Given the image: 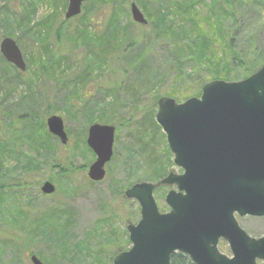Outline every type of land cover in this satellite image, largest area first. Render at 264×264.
Wrapping results in <instances>:
<instances>
[{"label":"rangeland","instance_id":"rangeland-1","mask_svg":"<svg viewBox=\"0 0 264 264\" xmlns=\"http://www.w3.org/2000/svg\"><path fill=\"white\" fill-rule=\"evenodd\" d=\"M246 2L88 0L80 19L66 21L68 0H0V44L4 38L14 39L27 65L25 72L11 69L10 83L0 86L3 97L18 88L0 109L5 123L0 128L4 129L0 142L7 147L0 166V264H32V254L44 264H113L108 257L131 247L127 227L140 219L139 204L125 197V192L138 183L154 184L159 210L169 211L165 203L168 187L164 192L162 189L163 198L156 191L170 173L180 174L182 170L175 165L167 137L154 124L152 114H157V101L163 97L181 104L200 98L207 83L222 80L213 79L212 74H222L225 66L218 70L217 65L206 66L196 60L195 44H204L205 39L198 41L203 34L195 38L187 32L198 34L199 27L205 29L207 23L190 16L207 10L228 13ZM131 3L146 16L147 26L133 21ZM246 7L236 23L223 20L221 28L229 31L211 48L221 54L229 40L237 37L235 53L243 66H236L235 74L240 77L245 75V67L252 69L264 55V5ZM198 20L200 26L195 25ZM106 43L119 52H107L105 60L92 64L87 55ZM69 50L72 58L67 65L72 70L58 82L60 72H55L54 61ZM85 57L92 81L81 85L76 78L82 72L77 62ZM182 60L184 66L178 67ZM5 69L0 68L4 81L10 78ZM16 78L22 82L17 84ZM53 115L64 121L69 137L65 146L48 131L47 119ZM114 116L117 124L111 122ZM22 117L33 126L37 124L31 128L37 130L35 139L27 143L21 137ZM10 122L16 123L13 130L6 128ZM95 122L117 129L113 157L102 182L88 177L96 160L87 145L88 131ZM137 134L143 137L141 141H137ZM153 160L160 169L149 168ZM159 172L160 181L147 179L157 178ZM46 179L56 186L54 195L41 194ZM49 218L51 225L47 224ZM238 222L249 236H264V217H238ZM70 234L76 241L92 234L96 244L91 250L96 252H83L84 258L68 260L58 249L57 239L64 241ZM227 248L220 245V251L230 256Z\"/></svg>","mask_w":264,"mask_h":264},{"label":"water","instance_id":"water-1","mask_svg":"<svg viewBox=\"0 0 264 264\" xmlns=\"http://www.w3.org/2000/svg\"><path fill=\"white\" fill-rule=\"evenodd\" d=\"M88 0H68L65 19L82 13ZM226 1V0H216ZM134 22L148 19L130 4ZM3 58L25 72L27 65L14 39L0 44ZM157 124L167 137L174 163L184 172L170 173L161 184L175 187L165 199L168 213L156 203L152 183H138L125 192L141 208L137 224L127 229L131 248L118 254L113 264H171L182 253L196 264H258L264 261V237H250L239 225L241 217H264V64L247 79L237 82L212 81L203 87L201 98L182 104L163 97L158 101ZM49 133L67 145L64 121L47 119ZM116 128L94 124L87 144L96 156L88 177L101 182L113 157ZM45 195L56 187L46 182ZM227 241L232 257L221 253L219 241ZM32 264H44L37 256Z\"/></svg>","mask_w":264,"mask_h":264},{"label":"trees","instance_id":"trees-1","mask_svg":"<svg viewBox=\"0 0 264 264\" xmlns=\"http://www.w3.org/2000/svg\"><path fill=\"white\" fill-rule=\"evenodd\" d=\"M243 1L244 2L247 1L246 4H245V6H243V7H238L235 10H232V11H230L228 13H226L224 11L223 12H217L216 13V16L218 18H221L222 21L211 22L210 20H208L207 21V26H205L206 28L202 32L203 37L198 38V41L200 39L204 38L205 39V43L204 44L203 43H199L198 45H197V43L195 44V47L198 48V56H197V53H196V58H197L196 60L199 63H205L206 66L207 65L208 66L209 65L210 66L217 65L218 68H219L218 70L222 69L224 66L226 67V69H225V67L223 68L224 71H223L222 74L221 73H213L212 74V75H214V78L213 79H219L220 78V79H222V81L223 80L224 81H231V80H233V81H240V80H244V79L248 78L250 75H252L253 73H255L256 71H258L261 68V66L263 65V63H264V55H263L261 57V59H259L257 61V63L255 65H253L254 67L252 69H248V68L245 67L244 68L245 75H243L242 77H240L238 75V73L235 74V72H236V69H235L236 66H239V67H242L243 66L242 65V61L238 58V55L235 53V49L236 48H234V45H236V44H235V41L234 40H237V37L236 38H231L229 40L228 45L225 46L226 49L223 47V52L221 54H219V52L218 53H214L211 50L212 46H214L216 44V40L222 39L224 37V35H226L225 31H229L228 29L221 28L223 20H225V22H227V19H228L231 23L234 24V23L237 22V18L236 17L239 16V15H241L240 13H243V11H245L246 8H247L246 6H248L249 4L255 5V6H257V8H262L263 5H264L262 0H243ZM210 12L211 13H214L211 10H210ZM81 15L78 16L75 19H80L81 18ZM193 16L196 17V18H198V19H200V17H201V15L200 14H197V13L192 14L190 17H193ZM73 20H71V21H73ZM224 39H225V37H224ZM94 48L95 49H91V54H88L87 53L88 54L87 55V58H88V56H90L89 61H92L93 62L92 64H95V63L97 64V62H99L100 60H105L107 58V52H112V50H114L111 47V44L110 43L102 44L101 47H100V45H98V46H96ZM44 49H46V47H44ZM114 51L119 52L117 50H114ZM91 56H92V58H91ZM68 58H70V59L72 58V54H71V51L70 50L66 54L65 53L61 54L60 57L59 58H56L55 61H54L55 72L56 71H59L60 72L59 76L57 77L58 78L57 79L58 82H62L63 77L66 76L67 72L70 71V70H72V68L69 65H67V63L69 61ZM184 60H186V59H184ZM77 64L79 65V68L82 70V72L80 71V73H78V75L76 76V78L79 79L78 84L85 85L86 83H90V81H92V79H91V77H92L91 75L92 74L88 70V63H87L86 57L84 59L80 60L79 62H77ZM184 64H185V62H183V60H182V61H179V63L177 65H178V67H182V66H184ZM0 68H6L5 69V73H6V75L8 74V77H10L8 80H5L4 81V77L1 76L0 77V86L3 85L4 82L10 83V80L12 79V74H9L11 72V69L17 71V73H20V72H18V69H16L13 65L9 64L3 58V56L1 55V53H0ZM209 75H211V73H209ZM30 79H31V76H30ZM15 82L17 84H19V82H22V80H18L16 78ZM202 83L203 82H201V85H202ZM17 89L11 90L7 94V96H5V97L2 96L4 92L0 90V109H1L2 106H5V102H8L9 96L14 97L13 96L14 95V92ZM79 112H81V109L79 110ZM108 114H109V112H108ZM152 116L155 117V119H156V115L152 114ZM23 118L24 117H22L21 119L18 118L20 122L25 121V122L22 123V125H20V124H18V125L22 126L21 129H20V131H22V133H21L22 142L26 141V143H27V142H30L31 140L35 139V133H36L37 130L33 131L34 129H31V128H33L37 124H35L33 126V123L30 120H27V119L22 120ZM144 119H143V121H144ZM155 119L153 120V122L155 121ZM109 120L111 121V118L110 117H109ZM112 120L113 121H111V122L113 124H115L117 118L114 116V119L112 118ZM142 122H141V125H142ZM4 124L5 123L2 122L1 121V118H0V128ZM8 124H10V125H6V128L7 129L13 130V126H16V123L15 122H10ZM154 124L161 130V128L159 127V125L157 124V122H154ZM142 127H143V125H142ZM17 129H19V128H17ZM1 130H4V129H0V131ZM143 131L144 130L142 128V130L140 131V133H143ZM138 134H137V141L138 140L141 141L143 137H140V136L138 137ZM5 149L7 150L6 145H4L3 143L0 142V166H1L2 158L4 157ZM155 165H157V162L155 160L151 161L148 164L149 168L156 167L157 169H160L159 166H155ZM159 174L160 175L157 178H155V177L152 178L153 177L152 176L151 178H147V179L148 180L150 179L151 182H158L162 178V172H159ZM162 189H163V187L158 188L157 191H156V195H158V196H161L162 195V197H164V193H162ZM1 192H2V187L0 185V193ZM50 218L48 219V222H47V224H49V225L52 224L51 221H50ZM107 230H110V233L113 232V229H111V228H108ZM74 238L75 237L70 234L64 240L65 242L63 241V238L57 239L59 243H57V241H56V243L58 245L57 246L58 249L59 248L61 249V253L68 260L69 259H72V258H74V259L75 258L76 259L84 258L83 252H85V253H87L89 255L93 251H95V250H91L93 244H96V242H94V240H93L92 234H90V235L88 234L83 241H76V239H74ZM127 240L129 241L128 242L129 243V246H131L130 240L129 239H127ZM54 241H53V243H54ZM116 245H117V248H118L119 244L116 243ZM100 249H101V247L100 248L98 247V249H96V250H98L100 252ZM108 249L109 248H107V250ZM121 252H123V250H118L116 252V254L115 253L114 254H111V256L108 257L109 258L108 259L109 263H112L115 255H117V254H119ZM32 255H34V254H32ZM74 259H72L70 261L71 262H74ZM42 260H44V259H42ZM171 264H193V263H192V261L187 256H185L183 254H175L171 258Z\"/></svg>","mask_w":264,"mask_h":264},{"label":"bare ground","instance_id":"bare-ground-1","mask_svg":"<svg viewBox=\"0 0 264 264\" xmlns=\"http://www.w3.org/2000/svg\"><path fill=\"white\" fill-rule=\"evenodd\" d=\"M203 13H204L205 15H203ZM200 15H201L200 19H201L205 24L207 23L208 20H210L211 22H215V21H212L211 18H216V20H219V18L216 16V13H211L209 10H207L206 12H203V11H202V12L200 13ZM201 20H198V22H197L195 25L200 26V25L202 24ZM203 31H204V28H203V26H202V28L199 27V29H198V34H197V33H193L192 31L189 30V31L187 32V35L190 34V35H193L195 38H197V35H201Z\"/></svg>","mask_w":264,"mask_h":264},{"label":"flooded vegetation","instance_id":"flooded-vegetation-1","mask_svg":"<svg viewBox=\"0 0 264 264\" xmlns=\"http://www.w3.org/2000/svg\"><path fill=\"white\" fill-rule=\"evenodd\" d=\"M117 130V129H116ZM181 170V169H180ZM183 173V170H182V172L180 173V174H182ZM47 180V179H46ZM163 180V179H162ZM46 182H51V183H53L52 181H50V180H47V181H45V182H43V184H42V186H41V188H40V190H41V194H43V192H42V187H43V185L46 183ZM56 187V186H55ZM164 189L165 188H167V187H165V186H162ZM164 189H163V192H164ZM168 189V192L170 191V190H172L173 188H171V187H168L167 188ZM56 191H57V189H56ZM167 192V193H168ZM56 193V192H55ZM54 193V194H55ZM53 194V195H54ZM43 195H45V194H43ZM167 195V194H166ZM166 195H165V199H166ZM45 196H51V195H45ZM163 198V197H162ZM162 213H165V212H162ZM238 217L239 218H244V217H241V216H239L238 214H236V219H237V221H238ZM239 223V222H238ZM246 232V231H245ZM221 244H223V245H226L228 248V250H229V253H230V256H228V257H232V253H231V248H230V245H229V243L227 242V241H225V240H223V239H221L220 241H219V244H218V249H219V251H220V245ZM221 252V251H220ZM221 253H223V252H221ZM179 254H182V253H179ZM184 255V254H183ZM186 256V255H185ZM188 257V256H187ZM189 258V257H188ZM190 259V258H189ZM191 260V259H190ZM192 261V260H191ZM260 262H262V263H264V261H261V260H259L258 261V264L260 263ZM192 263L193 264H196V263H194L193 261H192Z\"/></svg>","mask_w":264,"mask_h":264}]
</instances>
